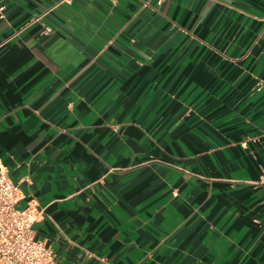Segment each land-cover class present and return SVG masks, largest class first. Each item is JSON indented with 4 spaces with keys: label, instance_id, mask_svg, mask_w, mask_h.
<instances>
[{
    "label": "crops",
    "instance_id": "crops-1",
    "mask_svg": "<svg viewBox=\"0 0 264 264\" xmlns=\"http://www.w3.org/2000/svg\"><path fill=\"white\" fill-rule=\"evenodd\" d=\"M0 5V171L54 264H264V0Z\"/></svg>",
    "mask_w": 264,
    "mask_h": 264
},
{
    "label": "built area",
    "instance_id": "built-area-1",
    "mask_svg": "<svg viewBox=\"0 0 264 264\" xmlns=\"http://www.w3.org/2000/svg\"><path fill=\"white\" fill-rule=\"evenodd\" d=\"M3 8L0 5V17ZM50 31L49 26H44L43 33ZM251 185L264 186V173L251 181ZM19 199L18 185L0 171V264H54L53 249L34 237L32 223L36 214L29 206L16 208Z\"/></svg>",
    "mask_w": 264,
    "mask_h": 264
},
{
    "label": "rangeland",
    "instance_id": "rangeland-1",
    "mask_svg": "<svg viewBox=\"0 0 264 264\" xmlns=\"http://www.w3.org/2000/svg\"><path fill=\"white\" fill-rule=\"evenodd\" d=\"M16 208H18L17 206H15ZM18 209H20V208H18Z\"/></svg>",
    "mask_w": 264,
    "mask_h": 264
}]
</instances>
